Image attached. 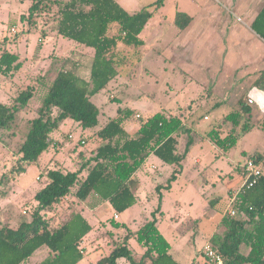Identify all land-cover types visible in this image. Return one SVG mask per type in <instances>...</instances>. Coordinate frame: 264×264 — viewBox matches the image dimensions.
Here are the masks:
<instances>
[{"label": "rangeland", "instance_id": "rangeland-1", "mask_svg": "<svg viewBox=\"0 0 264 264\" xmlns=\"http://www.w3.org/2000/svg\"><path fill=\"white\" fill-rule=\"evenodd\" d=\"M32 0H0V39L8 37L3 43L8 50L16 52L22 61V67L14 75L0 72V101L7 102L17 88L35 85L37 94L29 105L16 117L14 135L0 134V178L7 175L8 179L0 185V221L17 226L18 222L30 218V211L36 204L34 194L48 181L44 173L46 165L64 170H77L92 151L100 144V139L94 135L109 118L118 115L120 107H130L134 115L127 122L129 130L137 126V114L146 117L158 111H165L181 116L187 126H192L194 143L181 165L165 163L158 156L151 154L137 171L141 180L138 190L139 200L124 212H116L113 207L104 202L94 210L89 206L91 195L85 202L76 198L74 187L71 194L63 199L48 215L58 222L67 219L72 211L82 210L83 214L93 224V230L86 236L81 248L84 258L78 264H95L97 259L108 255L116 242H120L129 229L136 230L147 220L153 219V212L160 206L161 212H156L160 231L171 242L175 257L182 264H212L202 253L206 243H211V237L221 231V217L230 214L229 201L244 181L242 166L249 154L264 153V129L255 126L250 131L240 135L237 142L227 151L211 142L206 133L217 124H221L226 133L232 128V123L224 120V116L238 109L239 101L247 99L252 107L251 120L258 124L262 120L263 104L258 97V103H250L249 95L255 89L253 80L245 79L239 84L242 76L249 77L246 64H236V79H232L233 71L223 66L220 48L201 47L173 51L169 44L177 32L176 27L169 25L165 31H154L153 23L148 24L141 37L145 44L129 46L118 45V52L127 55L128 63L121 67V73L112 80L106 88L91 98L101 113L96 127L83 128L72 118H66L59 129L52 133V145L39 160L27 164L25 171L18 175V149L26 137L29 121L36 115L47 86L55 72L43 77L55 59L61 55L74 53L77 60L87 61L92 49L79 52L73 40L64 38L50 28L52 20L48 21L47 37L41 39L39 30L27 32L29 24L21 19L27 14ZM128 12L134 13L144 6L157 0H117ZM185 0H165L164 4L155 10L153 21L165 18L173 25L175 12L181 6L194 13L197 6ZM259 2V1H258ZM203 5V2H200ZM211 7L227 8L226 0H204ZM191 4V5H190ZM200 5V8H201ZM194 7V8H193ZM199 8V7H198ZM229 10V9H227ZM228 19L240 26L246 37L249 16L241 15L243 22L237 21L236 9L228 13ZM241 20V17H238ZM155 23V22H154ZM252 27V26H251ZM244 30H246L244 32ZM115 31V27L111 30ZM245 41H248L247 39ZM2 42V41H1ZM244 46V44H243ZM183 56L193 62L210 59L214 69L211 80L203 84L188 78L186 74L174 72V62L169 59ZM227 61V55L223 57ZM211 67V68H212ZM229 70V78L225 70ZM84 75H88L87 68ZM236 84V85H235ZM69 134L72 137H69ZM85 139L81 143L80 139ZM180 148L183 151L188 140V134L179 136ZM198 159V161H196ZM178 167V178L172 182L169 190L163 189L162 201L156 189L158 184L165 185L174 168ZM263 172L264 167L262 166ZM85 171L82 175H85ZM17 176H14L16 175ZM117 213L116 221L126 223V227H116L110 220ZM131 248H140L136 239L130 240ZM242 252L248 248L242 245ZM48 249L37 250L23 264H38L46 255ZM139 254V253H138ZM123 263L124 261L121 260Z\"/></svg>", "mask_w": 264, "mask_h": 264}, {"label": "trees", "instance_id": "trees-1", "mask_svg": "<svg viewBox=\"0 0 264 264\" xmlns=\"http://www.w3.org/2000/svg\"><path fill=\"white\" fill-rule=\"evenodd\" d=\"M164 2L157 0L130 13L117 0L31 1L28 13L21 15L30 26L27 32L39 30L41 39L47 37L48 21L52 20L50 28L73 40L79 52L89 48L92 51L87 61L80 57L77 60L71 56L58 57L43 74L46 78L56 71L18 149L20 165L15 169L18 175L50 148L52 133L66 118H72L83 128L98 125L101 110L91 97L106 88L128 63L127 55L118 52V45L138 47L145 44L141 33L154 10ZM191 19L186 12L177 11L175 22L183 29ZM251 26L264 39V3ZM7 42L8 37L0 39V72L14 75L22 67V61L18 53L3 46ZM85 68L87 76L82 73ZM254 86L264 89V70ZM36 94L35 85L22 86L7 102L0 101V134H15L16 117ZM252 110L246 98L240 99L238 109L224 116V120L232 123V128L225 133L219 123L207 131V138L227 151L240 135L253 127L264 129V113L260 123L255 124L251 120ZM133 115L130 107H120L116 117L109 118L97 129L94 135L101 142L79 169L45 166L43 171L48 181L34 194L36 204L30 211V218L19 221L17 226L0 221V264H23L42 247L48 249V254L38 264H78L84 258L80 243L93 230V224L81 210L72 211L67 219L58 222L48 215L74 187L78 200L85 202L92 195L96 205L108 202L120 213L138 202L141 183L137 171L151 154L167 164L181 165L194 143L192 126H187L177 114L158 111L146 117L136 115L137 126L129 130L126 124ZM182 133L188 134L183 151L179 140ZM80 142L84 144L85 139L81 138ZM248 158L256 159L264 167V153L257 151ZM179 173L180 169L174 168L167 183L156 186L160 201L161 191L171 189ZM7 179V175H3L0 185ZM233 209L236 214H225L221 231L211 237L213 247L223 258L219 264H264V172L253 187L239 188ZM156 212H161L160 206L153 212V219L136 230L129 229L111 252L98 258L95 264H182L175 257L171 242L160 231ZM110 222L116 227L127 228L126 223L116 221L115 217ZM131 239H136L140 248H131ZM242 245L248 248L247 253L242 252ZM202 254L212 261L204 252Z\"/></svg>", "mask_w": 264, "mask_h": 264}, {"label": "crops", "instance_id": "crops-1", "mask_svg": "<svg viewBox=\"0 0 264 264\" xmlns=\"http://www.w3.org/2000/svg\"><path fill=\"white\" fill-rule=\"evenodd\" d=\"M185 1H187L186 4L192 3L197 6V9H194V13L190 12V10L186 7L183 8L181 6L175 12V19L172 25L170 21H167L165 18H161L160 20H158V22L153 21L155 10L157 9L156 8L147 25L153 23L154 31L157 32L165 31V28L169 25L176 27L177 32L175 33L172 43L169 44V47H171L173 51L184 49L188 46H192L195 49L201 47L211 48L216 47L217 44V47H219L221 51V64L223 66L227 65V68L232 69V79L234 81L236 79L235 71L239 69L235 66L236 64L240 63L246 64L245 69H248L251 73L248 78H246L245 76L240 77L238 79V83L243 84V81H245V79L254 80L258 76V74H260L264 70V39L253 30L251 25L255 17L261 10L264 0H226L230 3L228 4L229 6L226 9H221V7L211 8L204 3V0ZM200 2H203V5H201ZM235 9L237 12L238 22L244 21L242 18L243 15H247L249 16V18H251L250 25H247V30H249L247 32H245L246 30H244L247 38H244L245 36L242 34L240 29H237L240 25L235 21L233 22V20L228 19V13L230 12L232 14V10ZM177 11H183L192 16L191 21L183 29H180L176 25L175 20ZM238 17H241V20H238ZM159 29L162 30L158 31ZM246 39L248 41H245ZM77 49L78 51L80 50L79 47H77ZM73 55L74 53L71 52V54L69 53L67 55H61L60 57L71 56L72 58H74ZM225 55H227V61H225V59L223 58ZM169 61H173L175 64L173 67L174 72L178 71L180 73L186 74L188 78L193 79L201 84H203V82L205 81L208 82V80H211L210 73L214 71V69L219 68L212 67L210 59H207L206 61L202 60V63H196L183 56H179L178 58L173 57L169 59ZM84 71L85 70H83L82 73ZM225 72L228 74L226 76V78L228 79L230 71L226 69ZM260 108H263L264 113V93L263 104ZM196 161H198V159H196ZM89 206L92 207L91 209L93 210L98 207V205H96L95 197H93L92 202H89ZM222 218L223 216L221 217V219ZM84 243L85 239L80 243V247L83 246ZM82 251L84 250L82 249ZM83 254H85V252H83Z\"/></svg>", "mask_w": 264, "mask_h": 264}, {"label": "built area", "instance_id": "built-area-1", "mask_svg": "<svg viewBox=\"0 0 264 264\" xmlns=\"http://www.w3.org/2000/svg\"><path fill=\"white\" fill-rule=\"evenodd\" d=\"M263 93H264L263 89L256 86L255 89L253 90V92L249 95V98H248L249 102L250 103H258L259 105H261L258 101V97L261 98L263 101ZM137 116H139V114H137ZM71 137H72V135H70V138ZM242 170L244 172L245 178H244V181H243L241 186H246L247 188H251L254 185H256L258 183V181L260 180L261 176L263 175L262 164L254 158H248L247 161L245 162V164L242 166ZM237 193H238V191L232 195V197L230 199V203H229L230 207H233ZM229 212L232 215L236 214V210L233 208H231ZM114 216H115V218H117L118 214L115 213ZM83 252L84 251H82V253ZM203 252L213 262H216L218 264L222 263L223 258L221 256V254L215 250V248L213 247V245L211 243H206L204 245Z\"/></svg>", "mask_w": 264, "mask_h": 264}]
</instances>
